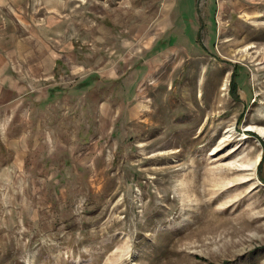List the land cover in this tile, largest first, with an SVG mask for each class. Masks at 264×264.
<instances>
[{"label":"rangeland","instance_id":"rangeland-1","mask_svg":"<svg viewBox=\"0 0 264 264\" xmlns=\"http://www.w3.org/2000/svg\"><path fill=\"white\" fill-rule=\"evenodd\" d=\"M263 161L264 0H0V264H264Z\"/></svg>","mask_w":264,"mask_h":264},{"label":"crops","instance_id":"crops-1","mask_svg":"<svg viewBox=\"0 0 264 264\" xmlns=\"http://www.w3.org/2000/svg\"><path fill=\"white\" fill-rule=\"evenodd\" d=\"M182 1L183 0H178V3H179V5L182 3ZM189 1V0H188ZM193 1V0H192ZM185 6V9L187 8V5H184ZM189 7H190V5H189ZM191 8V7H190ZM190 8H188L187 10H189ZM46 60V58H44V61ZM48 65H49V63H47V66H46V68L48 67ZM30 66H32V65H30ZM49 68H50V66H49ZM46 75V74H45ZM50 76L51 77H53L54 75H48V76H45V77H43L42 75H39V76H37V77H42L43 79H48V78H50ZM32 79L33 80H35V78H37L36 77V75H35V70H34V68H32ZM52 83H54V84H58V82H50V84H52ZM57 91V90H56ZM59 95V94H58Z\"/></svg>","mask_w":264,"mask_h":264},{"label":"trees","instance_id":"trees-1","mask_svg":"<svg viewBox=\"0 0 264 264\" xmlns=\"http://www.w3.org/2000/svg\"><path fill=\"white\" fill-rule=\"evenodd\" d=\"M235 79H236V77H235ZM235 79L233 80L234 85H235V83H236V82H235ZM263 162H264V161H263Z\"/></svg>","mask_w":264,"mask_h":264}]
</instances>
